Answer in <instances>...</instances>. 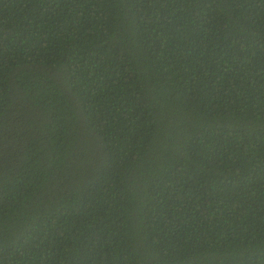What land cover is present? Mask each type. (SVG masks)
Wrapping results in <instances>:
<instances>
[{"label":"trees","instance_id":"1","mask_svg":"<svg viewBox=\"0 0 264 264\" xmlns=\"http://www.w3.org/2000/svg\"><path fill=\"white\" fill-rule=\"evenodd\" d=\"M0 264H264V0H0Z\"/></svg>","mask_w":264,"mask_h":264}]
</instances>
